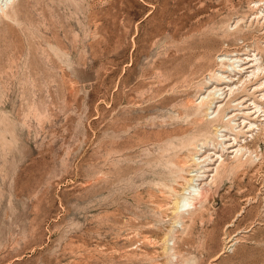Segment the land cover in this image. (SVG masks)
Listing matches in <instances>:
<instances>
[{"label":"rangeland","instance_id":"rangeland-1","mask_svg":"<svg viewBox=\"0 0 264 264\" xmlns=\"http://www.w3.org/2000/svg\"><path fill=\"white\" fill-rule=\"evenodd\" d=\"M256 46L264 63V0L8 5L0 264H264L263 110L243 109L259 124L239 129L243 160L220 165L197 204L175 203L197 172L164 187L159 164L173 155L170 139L220 129L207 106L195 111L208 72L222 51ZM258 80L223 101L224 113L259 95Z\"/></svg>","mask_w":264,"mask_h":264},{"label":"bare ground","instance_id":"bare-ground-1","mask_svg":"<svg viewBox=\"0 0 264 264\" xmlns=\"http://www.w3.org/2000/svg\"><path fill=\"white\" fill-rule=\"evenodd\" d=\"M0 1V12L2 13L14 0ZM240 20H236L235 25H232V27L236 28ZM259 53L260 49L258 46L254 50H247L246 52L222 51L217 57V67H214L213 71L208 72L209 75L206 77L207 86L204 93L200 96V101L195 111L203 106H207L205 115L208 116L210 114L208 111L210 110L214 114V117L209 119L208 124H212L213 126L221 125L220 129L212 131L207 125L200 128L199 132L195 131L192 134L186 135L179 141L170 139L169 143L173 149V155H169L168 160L164 161L165 163L163 162L164 164L159 163L161 165L159 166L162 186L168 187L170 182H175L181 178L183 172H189L188 169H194L197 172L193 178L188 180L189 195L176 200L175 203L179 207L195 205L197 204V200L202 201L212 187V181L219 166L223 163L225 164L226 160H230L231 158H236L239 161L243 160V147L240 146L237 140L239 139V129L241 130L249 126L247 131H253L259 126L256 121H253L254 119L252 120L251 112L244 111L243 109L253 108L252 105H255V111L252 112L264 111V103L258 100L259 98L264 100V63L261 61L260 56H257ZM243 75L245 79L240 78ZM254 78L259 79L256 82L258 85L255 87L259 95H255L254 97V95L247 94L248 97L238 98L237 106L239 111L237 112L239 113H224L222 102L237 91L244 87L246 88L248 84H250L248 89L251 90ZM246 101L250 102L247 103ZM235 115H239V117L235 118ZM222 126L227 129H223ZM219 132H221L220 135L218 134ZM211 136L214 137L213 140ZM210 149H213L214 152H209ZM185 151L189 152L187 156L184 154L186 157L183 156ZM229 154H233L234 156L231 157ZM219 160L220 162L216 166ZM210 176L212 178L206 181ZM179 207L177 208L179 209Z\"/></svg>","mask_w":264,"mask_h":264}]
</instances>
